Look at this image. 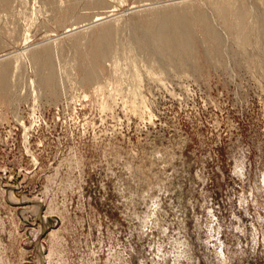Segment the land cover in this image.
Masks as SVG:
<instances>
[{
	"label": "rangeland",
	"instance_id": "rangeland-1",
	"mask_svg": "<svg viewBox=\"0 0 264 264\" xmlns=\"http://www.w3.org/2000/svg\"><path fill=\"white\" fill-rule=\"evenodd\" d=\"M229 2L0 0V264H264V0ZM187 8L173 51L145 15Z\"/></svg>",
	"mask_w": 264,
	"mask_h": 264
},
{
	"label": "bare ground",
	"instance_id": "bare-ground-1",
	"mask_svg": "<svg viewBox=\"0 0 264 264\" xmlns=\"http://www.w3.org/2000/svg\"><path fill=\"white\" fill-rule=\"evenodd\" d=\"M95 1L102 3L103 0H95ZM213 4L219 8L220 14L222 16L228 15L229 10L227 7L230 4L229 0H213ZM77 5H78L77 2H74L68 5V8L65 11L64 17H67L68 14ZM237 16H238V22H236L237 28L243 35H246V26H245L246 24H244V9L243 11H238ZM145 17H148L146 19H150V20H147V23L151 24V28L154 29V26L157 27L155 28L157 35H163L165 47L173 51H178L179 48L183 46L184 47L190 46L191 40L187 32L188 27L193 21H203L204 20V17H202V15L199 14L198 12H196V10H191L188 8L187 10L178 11L174 14L169 13L168 15H165V13L156 12L154 15H151V16L145 15ZM161 17H164V18L166 17V20L163 22L162 20H160ZM164 18L162 19L164 20ZM108 36H109V31L103 30L99 35L96 36V39L91 42V53H92V59L95 64V67L92 71H89L87 73L88 77L94 76L96 74L95 68L99 66L97 59L99 55L101 54V52H104L108 49V41H107ZM50 56H51L50 53L49 54L47 52L44 53V55H42L41 57L42 64L52 66V63L50 61ZM50 78H53V76H51ZM1 79H2V76L0 75V81Z\"/></svg>",
	"mask_w": 264,
	"mask_h": 264
}]
</instances>
